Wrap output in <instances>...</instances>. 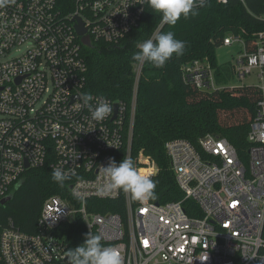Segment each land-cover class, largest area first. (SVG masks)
<instances>
[{
	"label": "built area",
	"instance_id": "obj_1",
	"mask_svg": "<svg viewBox=\"0 0 264 264\" xmlns=\"http://www.w3.org/2000/svg\"><path fill=\"white\" fill-rule=\"evenodd\" d=\"M146 4L75 0L67 14L57 0H11L0 7V201L51 152L52 169L62 168L71 180L70 199L53 195L45 200L36 233L2 228L0 264H67L69 241L59 229L77 215L87 232L120 250L123 264H264V30L250 42L230 33L222 44H239L233 72L241 81L256 72L255 85L262 91L248 134L247 164L223 135L207 133L199 147L173 138L165 150L182 199L140 203L120 190L98 195L110 159L119 163L123 148L131 159L137 101L136 94L131 104L92 94L93 103L102 98L113 105L112 116L102 122L92 119L87 106L78 107L86 94L87 63L74 18L82 19L91 40L118 44L139 24ZM182 78L203 90L223 88L208 60L188 62ZM141 154L138 171L152 178L158 165ZM122 194L125 215L88 208L90 199Z\"/></svg>",
	"mask_w": 264,
	"mask_h": 264
},
{
	"label": "trees",
	"instance_id": "obj_2",
	"mask_svg": "<svg viewBox=\"0 0 264 264\" xmlns=\"http://www.w3.org/2000/svg\"><path fill=\"white\" fill-rule=\"evenodd\" d=\"M74 3L75 0H57L63 14L73 11ZM263 11L264 0H246L245 3L206 0L198 7L197 15L182 17L172 26L146 4L139 24L120 43L92 38V46L82 45L87 63L86 94L102 95L127 104H131L136 94L131 156L143 152L158 165V173L152 177L156 182V199L152 201L164 203L183 198L165 150L169 139L184 138L199 147L200 138L207 133L220 134L234 144L242 161L248 163L251 145L248 134L257 116L262 91L256 85L230 83L234 75L232 66L219 62L217 49L230 33H241L250 42L255 32L264 30V20L260 18ZM168 31L186 42L182 56H173L163 68L132 61L139 43ZM194 59L212 63L216 82L222 89L203 90L183 80V67ZM119 157L121 160L126 157V148L119 152ZM53 160L51 152L44 165L27 169L11 190L12 199L5 204L0 201V234L7 226L36 233L45 200L53 195L70 199L71 180L63 186L53 181ZM88 208L125 215L124 194L117 199H90ZM59 232L69 241L70 248L81 244L88 233L79 215L64 223Z\"/></svg>",
	"mask_w": 264,
	"mask_h": 264
},
{
	"label": "clouds",
	"instance_id": "obj_3",
	"mask_svg": "<svg viewBox=\"0 0 264 264\" xmlns=\"http://www.w3.org/2000/svg\"><path fill=\"white\" fill-rule=\"evenodd\" d=\"M11 0H0V7L7 6ZM145 0H141L143 4ZM206 0H146L153 13L159 14L162 20L169 25L176 23L183 17L197 15L198 7H202ZM186 42L176 38L173 31L162 32L155 39L149 38L137 45V51L131 59L136 63H148L156 68H163L175 57L184 54ZM80 106H87L91 117L102 122L113 114V105L106 99L97 98L93 103L91 94H82L79 97ZM103 183L98 189V195L106 196L117 190L129 193L134 202L144 203L156 199V182L150 174L138 171L133 160L124 158L119 163L110 159L109 164L103 167ZM52 179L63 186L70 179V174L60 167L52 171ZM67 264H123L120 250L102 242L99 234H85L81 244L70 248L66 252Z\"/></svg>",
	"mask_w": 264,
	"mask_h": 264
},
{
	"label": "rangeland",
	"instance_id": "obj_4",
	"mask_svg": "<svg viewBox=\"0 0 264 264\" xmlns=\"http://www.w3.org/2000/svg\"><path fill=\"white\" fill-rule=\"evenodd\" d=\"M238 51H240L239 44H234L232 46L221 45L217 49V58L220 63H230L232 66L238 55ZM201 60L205 61L206 59H201ZM255 73L256 72H254V74H252L251 76L246 77L243 81L239 80V78H237L234 74L229 82L232 83L233 85H241V84L255 85L258 83ZM131 159L133 160L137 170H139V167L141 166V162L143 160V155L141 154V152L132 154Z\"/></svg>",
	"mask_w": 264,
	"mask_h": 264
},
{
	"label": "water",
	"instance_id": "obj_5",
	"mask_svg": "<svg viewBox=\"0 0 264 264\" xmlns=\"http://www.w3.org/2000/svg\"><path fill=\"white\" fill-rule=\"evenodd\" d=\"M74 21H76L75 29H76L77 33L81 36L83 44L86 46H92L93 45L92 40H91L90 36L87 34V28L84 26L82 19L79 16H76L74 18ZM115 107L117 110L118 105L116 104ZM26 167H29L28 163H26ZM12 197H13V194H9L8 196H6L5 198H3L1 200V203L5 204L7 201L11 200Z\"/></svg>",
	"mask_w": 264,
	"mask_h": 264
}]
</instances>
